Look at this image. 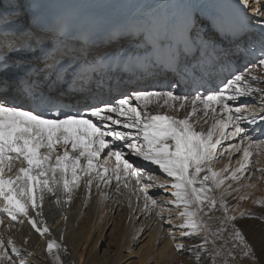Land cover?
<instances>
[{
  "label": "snow or ice",
  "instance_id": "snow-or-ice-1",
  "mask_svg": "<svg viewBox=\"0 0 264 264\" xmlns=\"http://www.w3.org/2000/svg\"><path fill=\"white\" fill-rule=\"evenodd\" d=\"M262 151L260 0H0V226L30 225L49 264L70 262L45 201L94 189L127 192L188 264H264L236 195ZM33 255L0 233V264Z\"/></svg>",
  "mask_w": 264,
  "mask_h": 264
},
{
  "label": "bare ground",
  "instance_id": "bare-ground-1",
  "mask_svg": "<svg viewBox=\"0 0 264 264\" xmlns=\"http://www.w3.org/2000/svg\"><path fill=\"white\" fill-rule=\"evenodd\" d=\"M260 3L264 4V0H260ZM251 7H256V4L253 3ZM252 159L253 168L264 167V151ZM226 161L225 157L217 163L216 168L223 167ZM252 183L256 185L254 188L244 189L236 195L247 196V199L240 201L242 210L255 212L254 218L244 221V227L247 238L259 247L264 244V220L260 219L264 216V206L256 202L264 201V183L255 178ZM112 196V200H104L94 189L85 205L81 192L63 209L45 201L44 219L49 223L52 237L61 241L63 236L61 242L67 249L66 260L70 264H188L185 257L175 254L167 233L161 231L159 224L153 223V218L141 213L140 219H136L137 214L128 207L127 192L121 195L113 192ZM135 203L133 199V207ZM7 224L5 218L0 233L4 234L5 241L12 235L19 247H26L34 253L29 257V264H49L39 237L33 235L25 224H17L9 233L5 230ZM25 237L29 240L28 245L24 244Z\"/></svg>",
  "mask_w": 264,
  "mask_h": 264
}]
</instances>
